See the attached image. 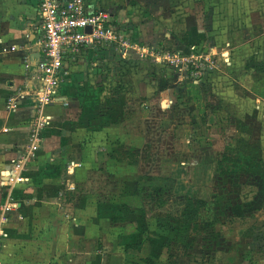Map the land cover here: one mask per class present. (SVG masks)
<instances>
[{
    "label": "rangeland",
    "instance_id": "obj_1",
    "mask_svg": "<svg viewBox=\"0 0 264 264\" xmlns=\"http://www.w3.org/2000/svg\"><path fill=\"white\" fill-rule=\"evenodd\" d=\"M27 3L0 0L1 35ZM101 4L135 48L86 54L56 156L0 179V264H264V0Z\"/></svg>",
    "mask_w": 264,
    "mask_h": 264
},
{
    "label": "built area",
    "instance_id": "obj_2",
    "mask_svg": "<svg viewBox=\"0 0 264 264\" xmlns=\"http://www.w3.org/2000/svg\"><path fill=\"white\" fill-rule=\"evenodd\" d=\"M94 1L96 0L39 1L34 30L39 34L37 45L40 58L31 75V80L38 87L26 94L21 93L22 97L31 98L35 116L30 122L28 140L18 158V164L1 172V184L4 186H11L19 181L21 172L40 148L43 132L49 125L46 108L58 103L67 104L60 99L59 90L80 57L87 51H97L99 47L106 48L105 46L110 45L117 51H121L124 46L135 48L126 43L125 35L115 20L105 10L95 7ZM16 49V46H10V50ZM126 54L130 56L131 53L127 51ZM25 61L28 62V56ZM7 107L12 110L17 108L16 96L9 98ZM15 207L17 204L13 202L5 208L1 207L0 222L5 221L6 211ZM1 233L2 231L0 235Z\"/></svg>",
    "mask_w": 264,
    "mask_h": 264
},
{
    "label": "crops",
    "instance_id": "obj_3",
    "mask_svg": "<svg viewBox=\"0 0 264 264\" xmlns=\"http://www.w3.org/2000/svg\"><path fill=\"white\" fill-rule=\"evenodd\" d=\"M39 1L40 0H28L27 5H19V7H21L20 17L25 18L26 21L28 20L25 29V26L23 29H15L13 26V29L10 28L11 30H7L6 27L3 35L0 34V149L6 152V154L10 153L11 156L15 155L18 158L25 146L24 144L26 143L30 122L35 116L34 104L31 98L22 97L21 93L26 94L38 87V84L31 80V75L35 68V64L40 58V51L37 45L39 34L34 30V24L37 21ZM93 5L101 9L103 7L101 0L94 1ZM24 7H27L28 10L22 13ZM126 19L128 20V18ZM128 21H130V19ZM116 24L119 27V23ZM9 25L11 27V24ZM10 46H16L17 49L10 50ZM27 48H29V50ZM92 52L94 53V51H87L80 57L78 64L72 66L70 75L60 87V99L67 102V104L58 103L46 108L45 114L50 126L44 130L43 136L46 135L48 143L43 146L41 144L42 150H39L41 147L38 149L39 151L35 154L34 161H39L40 157L45 160L48 154L52 155L55 153L54 150L60 145L58 142L61 144L63 143L62 136L64 137L66 131L62 130L63 120H61L59 116H56L60 109L59 107L65 108L67 113H70L74 111L73 109H77V107L80 106L79 94L82 95L83 92V97H85L87 93L89 94L91 92L90 89H86L88 87L85 88V86H88L84 83L86 81V73L81 71V68L87 60L86 54ZM26 56H28V62L25 61ZM12 96L17 97V108L15 110L7 107V101ZM87 98L88 96L85 99L87 100ZM101 137L104 138L103 136ZM52 140L56 141L57 144L52 145ZM92 140L95 139L93 138ZM50 144L51 147L54 146L53 149L48 147ZM97 144L98 146L94 149L93 156H97L98 154L101 155L102 153H104L102 155L110 153V149L108 146H104V143L97 142ZM53 156H56V153ZM63 157L61 160L57 159L58 156L55 157L54 163L60 162L61 164V161L63 162ZM31 163L32 162H30L29 165ZM98 163L100 164V162ZM98 163L96 162V164ZM40 165L36 167V173H40L44 167H47L46 170L48 172H51L49 167L54 168L51 163L49 166H44V164L42 166ZM10 167L11 165H7L0 172ZM63 246H65V244L62 243V247Z\"/></svg>",
    "mask_w": 264,
    "mask_h": 264
},
{
    "label": "trees",
    "instance_id": "obj_4",
    "mask_svg": "<svg viewBox=\"0 0 264 264\" xmlns=\"http://www.w3.org/2000/svg\"><path fill=\"white\" fill-rule=\"evenodd\" d=\"M189 201H190V199H189ZM189 203H190V204L187 205L188 208L191 207V205H192V200H191ZM187 213H189V217H191L192 212H187Z\"/></svg>",
    "mask_w": 264,
    "mask_h": 264
}]
</instances>
